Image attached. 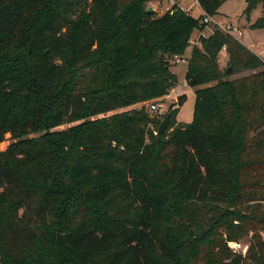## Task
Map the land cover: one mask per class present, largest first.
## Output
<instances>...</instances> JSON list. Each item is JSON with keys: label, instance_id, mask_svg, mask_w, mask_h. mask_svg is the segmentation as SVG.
Listing matches in <instances>:
<instances>
[{"label": "trees", "instance_id": "16d2710c", "mask_svg": "<svg viewBox=\"0 0 264 264\" xmlns=\"http://www.w3.org/2000/svg\"><path fill=\"white\" fill-rule=\"evenodd\" d=\"M153 1L0 0V144L17 139L0 149V264H264V60L201 38L192 121L181 96L159 133L142 104L177 85L171 59L225 0H196L198 18ZM244 1L264 29V0Z\"/></svg>", "mask_w": 264, "mask_h": 264}, {"label": "rangeland", "instance_id": "374dc122", "mask_svg": "<svg viewBox=\"0 0 264 264\" xmlns=\"http://www.w3.org/2000/svg\"><path fill=\"white\" fill-rule=\"evenodd\" d=\"M180 2V5L184 8H187L189 11V14L193 16L194 18H198L201 16L202 11L197 4L196 0H178ZM164 0H155L148 4V6H151L154 8V12L156 16H161L164 11L165 6ZM246 8V3L244 0H225L221 7L219 8L217 14L214 17L217 22H219L222 25L225 24H237L239 27L243 29V37L241 38V43L246 46L248 49H251L252 52H254L256 55L261 57L264 60V29H253L251 28V24L261 16L262 9L261 5L257 6L250 14L249 18H247L245 15H243V11ZM211 29L212 25H209ZM209 31V30H207ZM197 36V30L193 32L192 39L194 40ZM191 47H188L186 50V53L189 55ZM223 53V52H222ZM219 65L221 69H225L227 66V59H225L219 55L218 59ZM170 69L172 72H174L178 77L177 85L175 86L176 90L175 93L170 94L166 98H162L161 101V112L163 114L162 119L158 121H163L164 116L168 113L169 107L177 102L178 98L183 96L184 100L178 110V112L175 115V120L177 122L189 124L192 121L193 117V106H194V100H195V88L187 85L185 82V73L187 65L183 62L174 63L173 59L170 61ZM249 73L243 72L238 75H231L229 76V79H235L239 76H244ZM186 83V85H185ZM151 101L144 102L142 106L144 107L145 111L151 116L152 113L149 111V104H151ZM140 107V106H139ZM123 110H119L121 112ZM153 116V115H152ZM161 124V123H160ZM67 127V126H66ZM32 136V135H31ZM30 136V137H31ZM36 136V135H35ZM28 138V137H27ZM17 140V139H16ZM15 139H11L9 135L6 136L5 141L0 144V149L5 148L7 144L10 142L16 141ZM249 236H246L238 241V243H231L230 248L233 252L239 253V254H245L246 249L249 244Z\"/></svg>", "mask_w": 264, "mask_h": 264}, {"label": "built area", "instance_id": "2783aa9c", "mask_svg": "<svg viewBox=\"0 0 264 264\" xmlns=\"http://www.w3.org/2000/svg\"><path fill=\"white\" fill-rule=\"evenodd\" d=\"M164 1H165V4H166L164 6V9H163L164 13L168 12L169 14H173V12H174L173 7L175 5H177L176 0H164ZM202 22L204 24H206V27L209 26V25H212V28L211 29H208L209 31H207L206 29H204V30H197L196 39L193 40L192 37H191V39H190V45L192 44L193 46H200V40H201V38H207V37H209L210 34H212V32H213L214 29H218V30L222 31L224 34L229 35V36H232V37H234L235 39H237L239 41H240V39L243 36L242 29L237 24L230 23V24L222 25L219 22L215 21L214 18L213 17H210V16H204ZM221 52L225 53V50L223 49ZM172 59H173L174 63L183 62V63L187 64L189 58H184V57H181V56H178L177 55V56H174ZM175 90H176V88L175 87H172L168 91V94L165 96V98L167 96H169L170 94L175 93ZM161 101H162V98L161 99H158V100H153V101H151L152 103L149 104V111L152 113V115L155 117L156 120H160L163 117V114H162V112L160 110V108L162 106L161 105ZM154 134H157V132H154Z\"/></svg>", "mask_w": 264, "mask_h": 264}, {"label": "crops", "instance_id": "0c3cea01", "mask_svg": "<svg viewBox=\"0 0 264 264\" xmlns=\"http://www.w3.org/2000/svg\"><path fill=\"white\" fill-rule=\"evenodd\" d=\"M176 3H177V5H178V7L179 8H181L182 10H184V11H186V12H188L189 13V11H188V9L187 8H184V7H182L181 5H180V2L178 1V0H176ZM201 9V8H200ZM153 10H154V8H153ZM201 11H202V9H201ZM204 13H203V11H202V14L201 15H203ZM214 18V17H213ZM215 21H216V19H214ZM210 28V26H207L205 29L206 30H208ZM242 29V28H241ZM242 33H243V29H242ZM193 36V35H192ZM243 37V36H242ZM195 39H196V37H195ZM241 40V39H240ZM241 42V41H240ZM192 44L189 46V47H191V49H192ZM191 49H190V53H189V55L185 52L183 55H181V57H184V58H189L190 57V54H191ZM251 50V49H250ZM220 55L225 59V61H226V54L225 53H220ZM187 65V64H186ZM171 70V69H170ZM171 72H172V70H171ZM173 74H175L174 72H172ZM176 75V74H175ZM176 77H177V75H176ZM177 79H178V77H177ZM186 82V81H185ZM186 84V83H185Z\"/></svg>", "mask_w": 264, "mask_h": 264}, {"label": "water", "instance_id": "95a60500", "mask_svg": "<svg viewBox=\"0 0 264 264\" xmlns=\"http://www.w3.org/2000/svg\"><path fill=\"white\" fill-rule=\"evenodd\" d=\"M152 11H153V8L151 6H149L147 9V12L150 13ZM228 72H230V68H228ZM170 117H171V114L167 113L164 120L159 125V128H158L159 133H161V134L165 133V131L169 125Z\"/></svg>", "mask_w": 264, "mask_h": 264}]
</instances>
